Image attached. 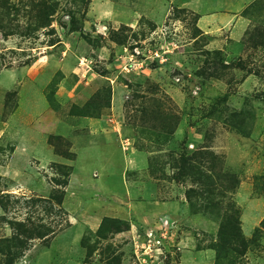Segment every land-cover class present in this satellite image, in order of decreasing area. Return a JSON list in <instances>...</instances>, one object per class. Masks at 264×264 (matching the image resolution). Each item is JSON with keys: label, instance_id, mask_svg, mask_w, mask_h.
<instances>
[{"label": "rangeland", "instance_id": "rangeland-1", "mask_svg": "<svg viewBox=\"0 0 264 264\" xmlns=\"http://www.w3.org/2000/svg\"><path fill=\"white\" fill-rule=\"evenodd\" d=\"M0 264H264V0H0Z\"/></svg>", "mask_w": 264, "mask_h": 264}, {"label": "trees", "instance_id": "trees-1", "mask_svg": "<svg viewBox=\"0 0 264 264\" xmlns=\"http://www.w3.org/2000/svg\"><path fill=\"white\" fill-rule=\"evenodd\" d=\"M184 164L186 163V165H188L187 167H190L191 165L189 164V160H183ZM190 165V166H189ZM207 195H212V192L211 191H207L206 192ZM205 194H202V197L205 198L204 196ZM59 204L62 203V199L59 200L58 202ZM208 204V207H207V210L209 208V204L210 202L207 203ZM210 209V208H209ZM230 219L227 218V220L225 221V218H224V226L227 227V229H229L231 231V236L230 237H233V238H238L242 241L243 243V246H244V251H245V248L247 247L246 246V243H245V240L242 238L241 234H239V228L235 225H233L231 228L229 226L226 225V223L229 221ZM232 229H233V232H232ZM235 231H238V233H235ZM26 232L27 234H25V236L32 240V239H35V238H38V239H44L45 237H48L49 236V230L48 231H44L43 233H40L38 231H24Z\"/></svg>", "mask_w": 264, "mask_h": 264}, {"label": "crops", "instance_id": "crops-1", "mask_svg": "<svg viewBox=\"0 0 264 264\" xmlns=\"http://www.w3.org/2000/svg\"><path fill=\"white\" fill-rule=\"evenodd\" d=\"M216 3H218V1H216ZM217 4H213V7H215ZM222 7H223V9H225V10H227V11H229L228 13H225V14H223V19L224 20H227V21H229V22H237L239 19H237V15L236 14H234V13H232V11L227 7V6H224L223 4H222ZM238 10H235V11H233V12H237ZM212 16V15H211ZM210 16V17H211ZM224 16H227V17H224ZM236 24V23H235Z\"/></svg>", "mask_w": 264, "mask_h": 264}]
</instances>
